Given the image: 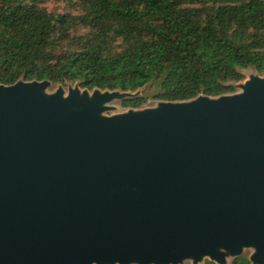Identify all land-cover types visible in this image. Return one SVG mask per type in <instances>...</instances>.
I'll use <instances>...</instances> for the list:
<instances>
[{"label":"water","instance_id":"obj_1","mask_svg":"<svg viewBox=\"0 0 264 264\" xmlns=\"http://www.w3.org/2000/svg\"><path fill=\"white\" fill-rule=\"evenodd\" d=\"M49 84L0 86V264L264 263V80L107 119Z\"/></svg>","mask_w":264,"mask_h":264},{"label":"trees","instance_id":"obj_2","mask_svg":"<svg viewBox=\"0 0 264 264\" xmlns=\"http://www.w3.org/2000/svg\"><path fill=\"white\" fill-rule=\"evenodd\" d=\"M43 1L0 0V86H155L156 99L181 103L234 94L248 69L264 75V0H55L76 1L78 15L50 13Z\"/></svg>","mask_w":264,"mask_h":264},{"label":"rangeland","instance_id":"obj_3","mask_svg":"<svg viewBox=\"0 0 264 264\" xmlns=\"http://www.w3.org/2000/svg\"><path fill=\"white\" fill-rule=\"evenodd\" d=\"M41 7L47 10L50 13H57V14H71V15H78L79 9L77 7L76 1H71L70 3L66 2H59L55 0H44L41 4ZM258 80H264V75H260L256 73L252 69H248L245 72V78L242 82L237 85L236 92L231 95H223L216 98H209L213 101H218L221 97L232 98L234 96H240L244 92L245 85L247 83H252ZM59 90L62 91L63 99H66L70 94H75L79 98L86 96L87 100L92 103L97 97L101 99V102L97 105L98 112L95 114L98 118H113L117 116H123L130 113H143L149 110H157L160 109L161 104H175L172 102H165L156 99L155 94L157 92V88L153 87H146L143 90H139L135 93L130 92H119V91H101V90H82L78 87L77 83H66L65 85L60 84H49L40 94L46 98H49L55 95ZM133 95L141 96L144 99V103L138 108H124L121 106V101L125 98L131 97ZM202 97V96H199ZM198 98V97H197ZM197 98L181 102L182 103H191L194 102ZM70 111H78L81 110V106L74 105L69 108ZM217 251L222 253L223 262L220 264H230V262L238 257L245 258L249 261L250 264H257L251 261V257L256 253V249L253 246H241V251L237 255H232L231 252L224 248L219 247ZM199 261L194 262L193 258L188 255H183L180 258V261L177 264H202L204 261L209 260L211 261L208 255H202L199 258ZM95 264V263H92ZM114 264H119L115 262ZM125 264H138L134 261L125 263ZM149 264H156V263H149ZM162 264V263H158ZM165 264H172L171 262ZM264 264V263H263Z\"/></svg>","mask_w":264,"mask_h":264}]
</instances>
